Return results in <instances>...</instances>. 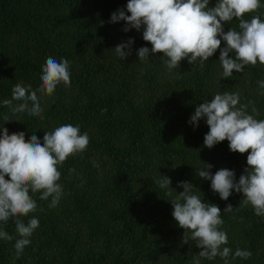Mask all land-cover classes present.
I'll return each mask as SVG.
<instances>
[{"label":"trees","instance_id":"1","mask_svg":"<svg viewBox=\"0 0 264 264\" xmlns=\"http://www.w3.org/2000/svg\"><path fill=\"white\" fill-rule=\"evenodd\" d=\"M127 3L0 0V128L9 134L22 131L26 141L36 135L43 142L45 132L71 124L89 137L84 152L58 167L62 195L57 206L50 207L51 197L40 200L42 193L30 192L37 210L6 225L0 222L13 237L0 239V264H193L202 249L190 234L184 243L185 230L172 215L171 200L184 191L179 185L185 181L203 202L221 209L220 230L228 237L222 247L232 254L237 248L252 252L247 260L230 255L229 264H264V216L242 203L243 193L233 190L222 200L211 181L198 176L209 163L212 174L233 170L238 182L248 167V153L230 151L227 140L207 148L205 119L198 127L189 123L199 104L225 92H238L248 113L264 120V88L258 83L264 80V64L246 65L223 78L219 49L202 67L184 59L170 71L162 53L142 62L137 50L152 47L142 38L143 27L125 32V21L109 22L118 9L130 15ZM216 3L209 0L208 6ZM256 15L264 21V7L244 19ZM223 28L240 31L239 20ZM130 38L131 55L122 59L115 46ZM225 46L222 40L221 48ZM48 57L69 61L71 86L61 83L51 96L37 91L43 119L4 106L3 101L12 100L15 84L34 91L41 87ZM20 103L12 100L13 107ZM164 176L171 179V196L155 183ZM229 204L232 211H223ZM32 218L39 227L17 257L15 243L21 237L15 221L27 225ZM199 259L200 264H224L219 256Z\"/></svg>","mask_w":264,"mask_h":264},{"label":"clouds","instance_id":"2","mask_svg":"<svg viewBox=\"0 0 264 264\" xmlns=\"http://www.w3.org/2000/svg\"><path fill=\"white\" fill-rule=\"evenodd\" d=\"M208 5L209 0H128L126 9L130 15L124 9H118L112 13L109 22L125 21V32L132 28L140 31L143 27L142 38L152 47H140L137 50L139 60L147 61L150 54L162 53L167 57L164 63L170 71L180 67L184 59L189 64L202 67L218 49L223 78H231L234 71L242 72L246 65L264 64V21L259 15L253 16L250 21L244 19L245 14L258 12L264 7L260 0H217L214 7ZM234 18L239 20L240 31L230 28L225 32L223 24ZM222 40L226 42L223 48ZM133 43L134 40L130 38L115 46L117 55L126 59L131 55ZM229 53L233 55L230 57ZM69 67L67 59L57 61L48 57L42 67L41 87L34 91L31 86L26 88L20 83L15 84L12 100L22 103L13 107L12 100H5L4 106L12 108L14 113L26 111L43 119L37 91L51 96L61 83L70 87ZM258 83L260 88H264V80ZM247 108V105L240 103L238 92L216 94L213 99L195 108L189 123L198 127L199 121L205 119L209 127L204 137L207 148L211 149L227 140L230 151L248 153V167L238 182L233 170L222 168L212 174L213 166L209 163L198 172V176L210 180L211 189L222 200L227 201L233 190L243 193L242 203L251 204L257 216H264V120L256 119L248 113ZM252 112L258 115L255 107ZM0 130V222L6 225L11 218L27 216L37 210L30 192L42 193L40 200L51 197L50 207L58 205L62 195L58 167L69 156L84 152L89 145V137L87 133H80L79 126L71 124L45 132L43 142L36 135L26 141L22 131L9 134L7 128ZM6 176L10 179H5ZM155 183L161 189H168L167 195H172L169 177L164 176ZM179 186L184 191L171 200L174 209L172 215L179 227L185 230L184 243L187 244L190 234V238L197 241L196 246L202 249L199 258L212 260L219 256L224 264H229L230 255L232 259L251 258V251L237 248L232 254L229 247H222L228 243V237L226 232L220 230L224 223L221 209L193 194L195 187L192 183L185 181ZM232 209L229 204L223 211L231 212ZM15 223L21 237L15 243L19 257L30 244L29 237L39 227V220L32 218L25 225L22 220L16 219ZM0 239L11 241L13 237L0 228ZM199 258H194L193 264H200Z\"/></svg>","mask_w":264,"mask_h":264}]
</instances>
